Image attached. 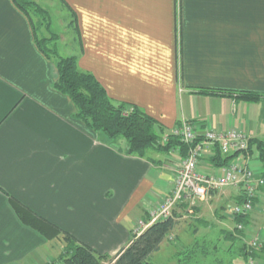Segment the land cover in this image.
<instances>
[{
	"label": "crops",
	"instance_id": "obj_1",
	"mask_svg": "<svg viewBox=\"0 0 264 264\" xmlns=\"http://www.w3.org/2000/svg\"><path fill=\"white\" fill-rule=\"evenodd\" d=\"M62 1L76 18L79 68L92 72L111 98L141 106L170 131L189 121L201 135L236 128L264 141V0ZM56 78L28 17L12 0H0V264H45L51 257L52 240L25 224L12 200L114 256L138 218L147 224L156 199L172 189L177 150L147 158L123 153L74 117L70 98L53 87ZM200 88L263 97L248 102ZM258 154L252 146L242 157L261 173ZM212 155L206 144L198 167L219 174ZM215 191L203 201L210 208L208 200L231 201L229 211L238 190ZM253 233L264 246V186L246 225V235Z\"/></svg>",
	"mask_w": 264,
	"mask_h": 264
},
{
	"label": "trees",
	"instance_id": "obj_2",
	"mask_svg": "<svg viewBox=\"0 0 264 264\" xmlns=\"http://www.w3.org/2000/svg\"><path fill=\"white\" fill-rule=\"evenodd\" d=\"M12 1L30 20L34 42L38 50L54 62L57 78L53 87L70 98L75 108V118L81 120L86 127L96 132L103 140L115 145L118 150L127 155L147 158V154L151 152L166 155L172 150H177L179 157L186 155L188 145L181 140L179 135L170 131L141 106L111 98L92 72L79 68L78 55L80 53L68 56L58 54L54 44L56 37L51 31L50 21L45 10L30 0ZM34 15L38 18L36 22L32 20ZM72 15L76 22L73 13ZM42 27L46 29L47 33H50L48 38L45 34L40 33ZM195 91L201 94L232 96L248 102L258 101L263 97L262 94L251 91L210 88H200ZM180 124L177 122L176 126H180ZM212 146L211 164L215 167L229 165L238 154V152L221 154L217 144ZM252 146L258 150L259 160L264 165V141L249 139L248 148L243 152V155L249 153ZM237 190L238 196L235 203H239L245 198L243 192L240 189ZM11 202L25 224L36 229L47 239L62 237L64 241L62 250L51 264H153L149 261L150 255L159 251L162 242L176 227L178 219L181 218V211L190 207L189 202L186 201L176 204L171 215L150 223L139 234L132 235L127 245L114 256H109L96 252L89 245L77 240L71 233L34 214L18 201L12 200ZM248 217L249 214L234 215L232 218L234 226L231 229L224 226L217 227L206 220H197L196 224L198 227L212 226L216 228L215 240L228 243L225 250L223 249L226 251L224 253L230 255V258L236 255L243 260L244 264H248L249 258L259 260L264 257V246L261 244L259 248L250 247L244 239L247 236L246 233L243 230H238L235 226L237 223L246 226ZM210 239L208 234H203L193 238L191 244L182 245L174 253V264H233L229 260L225 263L222 259L217 258L219 247L215 244L211 249Z\"/></svg>",
	"mask_w": 264,
	"mask_h": 264
},
{
	"label": "built area",
	"instance_id": "obj_3",
	"mask_svg": "<svg viewBox=\"0 0 264 264\" xmlns=\"http://www.w3.org/2000/svg\"><path fill=\"white\" fill-rule=\"evenodd\" d=\"M172 132L179 135L181 140L188 145L187 153L179 158L172 169L173 180L170 194L149 210V220L145 225L171 215L178 203L186 201L191 207L196 200H204L213 191L227 187L238 188L245 195L244 200L232 206L231 216L250 214L255 206L254 199L257 189L264 186V165L263 171L256 173L242 157L243 152L248 148L249 137L236 128L223 132L207 130L201 135L195 126L187 121L181 122L179 129L175 127ZM206 144H217L221 154L238 152L239 157L232 160L229 165L219 167V174L206 173L198 167ZM235 226L246 233L243 224L237 223ZM244 239L248 240V245L252 248L261 246L257 236L250 238L246 236ZM248 264H254V260L249 258Z\"/></svg>",
	"mask_w": 264,
	"mask_h": 264
},
{
	"label": "rangeland",
	"instance_id": "obj_4",
	"mask_svg": "<svg viewBox=\"0 0 264 264\" xmlns=\"http://www.w3.org/2000/svg\"><path fill=\"white\" fill-rule=\"evenodd\" d=\"M33 4H36L40 6L43 10L46 11L48 14V18L50 21V28L51 31L54 33L56 40L54 41V44L56 46V50L59 55L61 56H68L73 54H79L81 51V45H80V38L78 30H76V22L74 20V17L68 8V6L65 5L64 1L62 0H30ZM33 22H36L38 18L34 15L32 17ZM46 22V20H44ZM41 34H45V36L48 38L50 33L46 32V29L42 27ZM179 67V66H178ZM180 126H176V129H179ZM180 157H175L173 161L171 162L173 165L170 166L171 169L174 168V165L178 162ZM228 188V187H227ZM238 189V188H236ZM218 192V190H216ZM215 191V192H216ZM170 192H168L166 195L161 197V199H156V203L153 207H155L158 203L161 202V200H164L166 196H168ZM205 200V199H204ZM209 204L214 203L213 208H210L207 204V201L203 200H196L195 204L191 207H187L181 211V219L178 221V227L175 231L174 236L172 238L168 239L166 238V245L164 244L162 249L160 251H157L154 254H151L149 257V261L153 264H172L175 261L174 254L177 251L178 248H181V246L189 245L192 243L193 238L196 236H199V234H195L196 230L199 228L204 227H198L196 222V217L203 214V218L208 220L209 223L215 224L217 227L221 224V221H226L227 228L231 229L234 226V222L232 221V214L230 210L228 211V207L231 204L230 202L224 203L219 202L216 203L214 199L208 200ZM199 203V205H196ZM202 209L203 213L200 210L195 209ZM214 210V213L212 211ZM219 224V225H218ZM145 225V223H142L141 220H138L135 222V229L134 234L137 235V233L142 229V227ZM208 231L206 233L209 235V238H211V244L209 246L213 247V245H218L219 249L217 251V258L222 259L223 262L227 263L229 260L233 264H244L243 260L240 257H237L236 255L231 258L230 255H227L226 251H224L225 247L228 245V243H225L223 241L215 240L217 236V229H214L212 226L207 227ZM246 229V226H245ZM205 231V230H204ZM205 234V233H204ZM253 233L251 237H256V235H261L259 233ZM202 235V233H201ZM208 237V236H207ZM258 237V236H257ZM52 242L50 243V247L48 248L49 254L51 257L46 261L45 264H51L52 260L55 259L59 252H61L62 247L64 245V241L61 236H58L56 238L51 239ZM245 242L248 244V240H245ZM260 243L262 244L261 240ZM224 249V250H223ZM234 250H236L234 248ZM233 250V252H235ZM213 255V254H212ZM234 255V254H233ZM233 257V258H232ZM230 258V259H229ZM264 262V261H263ZM262 263V262H261ZM254 264H259V260H254Z\"/></svg>",
	"mask_w": 264,
	"mask_h": 264
}]
</instances>
